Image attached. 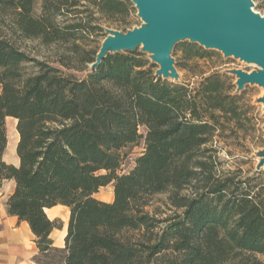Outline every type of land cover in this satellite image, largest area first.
Masks as SVG:
<instances>
[{
	"label": "trees",
	"instance_id": "trees-1",
	"mask_svg": "<svg viewBox=\"0 0 264 264\" xmlns=\"http://www.w3.org/2000/svg\"><path fill=\"white\" fill-rule=\"evenodd\" d=\"M82 1L91 10L72 8ZM87 11L128 24L135 5L43 0L37 15L35 0H0V187L15 182L6 208L29 224L37 248L32 260L264 264L254 257L264 253V184L222 170L214 158V138L239 116L240 95L227 86L228 75L163 78L140 49L110 53L93 70L101 46L77 41L102 27L82 15ZM15 36L63 51L57 60H39ZM178 49L186 59L207 56L192 42ZM9 117L17 120L18 165L4 160ZM141 139L144 151L121 173V151ZM109 184L113 200L97 198ZM160 193H169L179 210L168 218L146 210ZM59 205L70 211L63 246L52 233L64 223L46 212Z\"/></svg>",
	"mask_w": 264,
	"mask_h": 264
},
{
	"label": "rangeland",
	"instance_id": "rangeland-1",
	"mask_svg": "<svg viewBox=\"0 0 264 264\" xmlns=\"http://www.w3.org/2000/svg\"><path fill=\"white\" fill-rule=\"evenodd\" d=\"M71 1L73 0H70V2ZM252 1L254 4L252 9L264 16V0ZM42 2L43 0H35V13L37 15L41 13ZM87 4L86 1H82L81 5L72 8H79V10L88 8L91 10ZM82 15L89 16L87 20H90L92 25L99 24L102 27V31L97 30L96 33L87 34L81 40L77 41L78 44L87 49H95L97 46H101L107 35L108 29L127 33L135 28H140L145 23L138 16L136 7L135 11L127 19L128 24H125V21H123L121 17H116L109 21L102 18L100 14L91 13V11H87ZM61 18L66 19V16H62ZM67 22H72L71 18H68ZM13 40H15L17 45L24 51L39 60H57L63 51L60 45L44 46L38 39H26L15 36ZM187 42L190 41L185 40L178 42L172 51L176 70L179 74L178 80L197 82L200 76L208 75L214 71H220L228 75L227 86L230 85L233 88V93L240 95L238 101V118L229 123H224L223 129L219 135L214 138L213 146L219 149L217 153H214L217 166L222 170L231 171L234 175H237L238 178L243 180L248 177L257 176L258 181L264 184V164L258 168L262 159L260 152L264 150V86L257 83H249L245 85L243 90L238 91V77L236 74L231 73V70L235 69L252 73L261 69V67L256 63H250L241 58H236L234 55L225 56L220 50L207 49L198 43L193 44L206 50L207 56L205 58L186 59L184 58L183 52L178 48L182 47ZM146 54L150 58V54ZM156 66L159 68L158 64H156ZM8 122L11 143L10 148H12L17 139V129L14 126L12 127V123L14 122L13 119H9ZM140 132L145 134V128L141 127ZM144 146V139H141L137 144L130 145L121 151L123 156V163L120 168L121 173L129 172L134 167L136 158L144 151ZM95 196L101 200L111 202L114 198L113 184L102 187ZM146 210L161 219L168 218L179 211L171 204L169 193L154 195L149 205L146 207ZM49 213H52V219L60 218L64 223L62 229H56L52 233L55 244L63 246L70 215L69 208L59 205L52 208ZM254 257L264 263V253H257ZM30 264L33 263L31 262Z\"/></svg>",
	"mask_w": 264,
	"mask_h": 264
},
{
	"label": "water",
	"instance_id": "water-1",
	"mask_svg": "<svg viewBox=\"0 0 264 264\" xmlns=\"http://www.w3.org/2000/svg\"><path fill=\"white\" fill-rule=\"evenodd\" d=\"M145 22L127 33L107 30L93 70L110 53L134 51L149 53L159 65L157 75L178 80L174 46L188 40L225 56L234 55L261 69L248 73L231 70L238 77V91L246 84L264 86V16L252 9V0H132ZM264 101V98H263ZM258 168L264 164V150Z\"/></svg>",
	"mask_w": 264,
	"mask_h": 264
},
{
	"label": "crops",
	"instance_id": "crops-1",
	"mask_svg": "<svg viewBox=\"0 0 264 264\" xmlns=\"http://www.w3.org/2000/svg\"><path fill=\"white\" fill-rule=\"evenodd\" d=\"M9 119L14 120L12 127H16L17 124L15 118H7L8 145L4 160L18 165L19 157L16 147L19 135L17 131L16 142L10 148ZM14 188V180H5L0 187V264H30L31 262L36 264L32 258L37 253V248L29 224L26 221H20L17 216L10 215L7 212L6 201Z\"/></svg>",
	"mask_w": 264,
	"mask_h": 264
},
{
	"label": "bare ground",
	"instance_id": "bare-ground-1",
	"mask_svg": "<svg viewBox=\"0 0 264 264\" xmlns=\"http://www.w3.org/2000/svg\"><path fill=\"white\" fill-rule=\"evenodd\" d=\"M18 135H19V133H18ZM50 210H51V209H46V212H47L48 215L51 217V214L53 213V211H52V213H49Z\"/></svg>",
	"mask_w": 264,
	"mask_h": 264
}]
</instances>
